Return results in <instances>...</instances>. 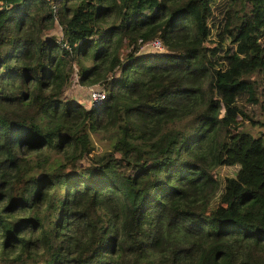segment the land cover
Instances as JSON below:
<instances>
[{
	"label": "trees",
	"instance_id": "16d2710c",
	"mask_svg": "<svg viewBox=\"0 0 264 264\" xmlns=\"http://www.w3.org/2000/svg\"><path fill=\"white\" fill-rule=\"evenodd\" d=\"M0 264H264V0H0Z\"/></svg>",
	"mask_w": 264,
	"mask_h": 264
},
{
	"label": "rangeland",
	"instance_id": "374dc122",
	"mask_svg": "<svg viewBox=\"0 0 264 264\" xmlns=\"http://www.w3.org/2000/svg\"><path fill=\"white\" fill-rule=\"evenodd\" d=\"M53 32L55 34L59 33L57 26L54 28ZM151 49H157V48H151ZM160 50H161V48L158 51H160ZM92 85L99 86L97 84H90V85L78 84L76 82V77L73 74L72 79H71V81L67 87L65 95L75 97L76 99L80 100L83 104L88 105L89 104V94L87 93V90ZM238 119L239 118L236 116H230V118H229L230 123H229V127H228V134H227L228 138H227L226 145H225V151H226L227 155H231L232 160L229 164H221V165H218L216 167V171H215L216 175H218L222 178L224 176L235 175L237 169L239 168V166H241L242 160L244 158L243 151H244L245 143H243L240 147H237L236 154L232 153V150H230V148L227 146V143L229 145L235 146V138L237 137V134L235 133V130L233 129L232 124H234L236 121H238ZM117 134L118 133L115 130V128L110 130L108 133H105L103 136H100L97 132H90L89 133L90 140L92 141L94 149L99 150V151L109 148L112 141L117 136ZM254 158L252 159V161L254 160ZM259 158H260V156L256 157L255 163H257ZM254 165H257V164H254ZM254 169L255 170H254V176H253L252 183L254 185H257L260 175L257 172L256 166H254Z\"/></svg>",
	"mask_w": 264,
	"mask_h": 264
},
{
	"label": "built area",
	"instance_id": "2783aa9c",
	"mask_svg": "<svg viewBox=\"0 0 264 264\" xmlns=\"http://www.w3.org/2000/svg\"><path fill=\"white\" fill-rule=\"evenodd\" d=\"M146 48H161V44L157 38L145 42L141 45V49ZM87 93L89 94V105L96 104L104 98V90L99 86L92 85L88 88Z\"/></svg>",
	"mask_w": 264,
	"mask_h": 264
}]
</instances>
